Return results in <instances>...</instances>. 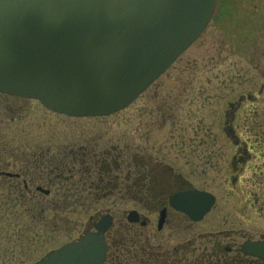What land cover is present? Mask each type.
Returning a JSON list of instances; mask_svg holds the SVG:
<instances>
[{
    "label": "flooded vegetation",
    "instance_id": "flooded-vegetation-1",
    "mask_svg": "<svg viewBox=\"0 0 264 264\" xmlns=\"http://www.w3.org/2000/svg\"><path fill=\"white\" fill-rule=\"evenodd\" d=\"M186 69L187 66H181L180 70ZM212 78L210 76L208 81L211 82ZM194 82L181 81V88H177L173 95L172 88L168 89L164 110L159 114L158 122L151 116L139 123L137 120L146 111L133 112L128 142L121 139L123 137L117 140V137L105 136L101 128H58L53 124L52 119L55 117H36L32 128L18 129L16 144L0 145V199L27 200L28 206L19 207V212L26 210L37 215V225H44L47 221V208L55 209L56 206L53 201L63 205L75 201L78 208L90 212L82 219L79 216L71 219L67 241H75L87 232H95V225L108 219L109 224L103 232V242L107 248L101 264H215L220 256L225 257V263L242 257L245 262L264 264L263 260L240 252V246L246 240L264 241L263 232H260L258 239H254L251 231L245 229L243 235L246 239L237 247L234 244L221 246L219 235L214 233L199 234L171 243L158 236L164 229L178 226L173 223L174 219L187 220L190 224L199 222L171 205V199L179 193L200 189L190 186L189 180L169 165L172 152L167 148L169 143L175 150L173 156L179 160L183 159L185 151H193L199 146L202 133L210 136L211 141L214 137V143L218 134L231 148L228 162L229 196L236 195L233 189L240 178L251 184L264 183V111H244L249 104L252 106L258 101L264 82H260L257 91L231 93L223 103L225 107L219 113H214V119L203 128L199 111H191V106L200 103L201 95L204 98L208 95L206 97L203 90L205 86L200 87L201 92L199 89H191ZM0 97L15 99L16 104L11 107V111L17 114L24 109L25 115L29 114L27 104L45 108L36 99L1 92ZM177 108L182 110L181 115L175 111ZM45 109L50 114L65 115ZM216 115H219L218 120ZM190 122L192 126L188 127ZM151 125H160L165 132L160 149L153 148L151 137L147 141L149 131L146 128ZM169 130L172 136H168ZM140 131L143 133L142 144L137 137ZM187 134L191 137H187ZM211 151L207 160L209 164H212L214 158L219 159L218 150L212 146ZM236 198L232 197L231 200ZM239 199L244 204L247 225L255 224L254 215L257 218L264 217V199L260 202L254 200L250 191L246 190H242ZM106 200L127 201L131 206L119 209L113 204L96 208ZM46 201H50L49 206ZM1 213L10 215L18 214V211L3 208ZM79 226L81 233L73 236ZM230 233L226 231L225 237ZM153 237H157V240H153Z\"/></svg>",
    "mask_w": 264,
    "mask_h": 264
},
{
    "label": "water",
    "instance_id": "water-1",
    "mask_svg": "<svg viewBox=\"0 0 264 264\" xmlns=\"http://www.w3.org/2000/svg\"><path fill=\"white\" fill-rule=\"evenodd\" d=\"M216 0H0V92L73 116L116 112L201 33ZM214 196L187 190L171 205L198 221ZM109 220L31 264H101ZM243 254L264 261V241Z\"/></svg>",
    "mask_w": 264,
    "mask_h": 264
},
{
    "label": "rangeland",
    "instance_id": "rangeland-1",
    "mask_svg": "<svg viewBox=\"0 0 264 264\" xmlns=\"http://www.w3.org/2000/svg\"><path fill=\"white\" fill-rule=\"evenodd\" d=\"M172 64L141 94L136 102L106 116L54 115L33 102L34 106L26 105L29 107V114L25 115V109L17 114L16 111H11V107L16 104L15 99L0 97V145L16 144L18 129L32 128L36 117H55L52 119L53 124L58 128H101L105 132V136L117 137V140L123 137L121 139L128 142L132 113L140 110L149 112V115L142 112L145 115L137 120L139 123L151 116L158 122L159 114L164 110L166 92L172 88L173 95L177 88H181L183 80H195L191 89H199L200 92L201 88L205 86L203 90L208 97L204 98L201 95L200 103L192 105L193 110L191 111H199L202 128L204 125L208 126V123L215 117L213 114H216L217 111L219 113L225 107L223 103L231 93L246 90L257 91L260 82H264V0H216L214 14L205 29ZM181 66H187V69L180 70ZM210 76L213 77L212 80L210 79L211 82L208 81ZM259 96L258 101L252 106L249 104V107L244 110L245 112H251L253 109L254 112L264 111V88ZM175 111L178 115L182 114V110L179 108ZM218 118L219 115H216L217 120ZM187 126L191 127L192 122ZM146 129L149 131L147 141L151 137L150 142L153 148L160 149L165 134L162 127L151 125ZM170 131L168 136H172ZM142 134L141 131L137 133L140 144L143 142ZM186 136L191 137L190 134ZM210 141V136L202 133L199 146L193 151H185L183 159L179 160L173 156L175 154L173 145L171 143L167 145V148L172 151L168 163L173 170L188 179L190 186L209 191L216 197L212 209L198 223L190 224L187 220L174 219L173 223L178 224L177 227H172L173 229H169L171 228L169 227L158 233V236L170 243L199 234L214 233L219 235L221 246L226 247L234 244V247H237L246 239L243 235L245 229L251 231L254 239L259 238L260 232L264 233V217L257 218L253 214L255 224L247 225L245 211H243L244 204L242 198L239 199L242 190H246V192L250 191L254 200L260 202L264 199V183L251 184V182L245 179L242 181L240 178L239 183L235 184L233 189L236 195L232 197L237 198L232 201L228 189L230 187L228 179L230 165L228 162L231 148L218 134L215 143L214 137L211 141L213 144ZM212 146L220 153L217 152L219 159L214 158L212 164H209L207 160L209 153L212 152ZM185 160L190 162L186 163ZM49 202L46 201V205L49 206ZM53 202L56 203L55 209L47 208L45 219L48 222L45 220L44 225L38 224V226L37 221H35L36 223L24 222L23 219L19 220L13 216L8 220L0 218V264H28L36 260L46 250L54 249L67 241L71 231V219L76 216L82 219L90 212L78 208L75 201L71 204L69 202L68 205L60 204L59 201ZM113 204H116L119 209L131 206L127 201L106 200L100 202L96 208H105ZM33 224H36L37 233L40 235H37L36 239L33 237ZM79 228H76L75 234L72 233L73 236L79 234L81 226ZM229 228L236 230L232 231ZM20 229H25L28 241H25V238L22 240L17 237L16 233ZM174 229L180 231H174ZM226 231L231 232L227 238L225 237ZM153 238V240H157V237ZM6 241L9 244L5 243ZM3 244H5L4 248L8 247L6 256L1 246ZM8 253L9 256H7ZM13 253H15L14 256H12Z\"/></svg>",
    "mask_w": 264,
    "mask_h": 264
},
{
    "label": "trees",
    "instance_id": "trees-1",
    "mask_svg": "<svg viewBox=\"0 0 264 264\" xmlns=\"http://www.w3.org/2000/svg\"><path fill=\"white\" fill-rule=\"evenodd\" d=\"M22 202H23V205L21 206L20 203H22ZM27 203H28L27 200L21 201V200H6V199H0V218H2L3 220H8L11 216H13V217H16L19 220L20 219H23L24 222H28L29 221L31 223H36L35 221H36L37 215H34L32 212L26 211V210H24V212L22 211L23 212L22 214H20L21 212H19L20 211V208L19 207H27L28 206ZM3 208H5V209H13L15 211L17 210L18 211V214L4 215V214L1 213V211L3 210ZM32 229H33V232H34L33 237L36 239V236H37V226H36V224H33L32 225ZM24 230L25 229L18 230L17 233H16V235H17L18 238H22V240H23V238H25V241H28L29 239L26 238L28 235L25 233ZM5 243L9 244L7 241ZM4 245L5 244H3L1 246L3 247L4 254L6 256V253L8 251V247L4 248ZM14 254L15 253H13L12 256H14ZM7 256H9V253L7 254ZM220 257H221L220 260L217 261V263H215V264H255L253 262H245L242 259V257H241L242 260L239 259L237 261L234 260L231 263H225V262H223V261H227V260H224L225 257H223V256H220ZM4 261H3V263H4ZM200 263H202V262H200ZM202 264H204V263H202Z\"/></svg>",
    "mask_w": 264,
    "mask_h": 264
}]
</instances>
